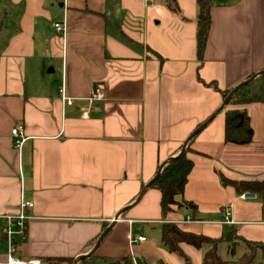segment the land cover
Masks as SVG:
<instances>
[{"label": "crops", "instance_id": "0c3cea01", "mask_svg": "<svg viewBox=\"0 0 264 264\" xmlns=\"http://www.w3.org/2000/svg\"><path fill=\"white\" fill-rule=\"evenodd\" d=\"M0 16V229L32 204L15 258L74 260L108 229L83 264L124 257L186 264L162 244L164 223L212 240L233 231L221 242L264 246V200H242L247 192L220 181L264 182V103L238 107L252 142L226 144L224 116L234 106L222 107L211 87L231 90L263 71L264 0H210L202 61L196 0H0ZM55 23L66 31L57 33ZM97 85L105 98L89 103ZM206 121L190 143L193 166L176 198L195 211L175 208L163 218L151 185L132 206ZM15 126L23 128L19 150ZM129 234L146 240L131 243ZM179 247L189 264H202L203 250Z\"/></svg>", "mask_w": 264, "mask_h": 264}, {"label": "trees", "instance_id": "16d2710c", "mask_svg": "<svg viewBox=\"0 0 264 264\" xmlns=\"http://www.w3.org/2000/svg\"><path fill=\"white\" fill-rule=\"evenodd\" d=\"M198 8L196 24V56L198 61H202L203 53L207 45L208 35L211 27L210 0H196ZM169 4L170 10L177 12V7ZM264 71V68H263ZM247 77L244 81L248 80ZM216 92L220 93L223 100L232 90H219L216 85L211 86ZM264 103V74L254 79L251 83L237 90L228 101L227 105L234 106V109L225 112L224 116V142L233 145H248L252 142L253 133L250 126V119L244 109H239L249 104ZM226 105V106H227ZM195 138V137H194ZM187 145L185 153L179 158L166 164L158 178L151 184V188L157 189L161 193L160 208L161 215L166 218L173 212L174 208H185L195 211L196 206L191 202L184 200L177 201L176 198L182 196L184 187L187 183V177L192 169V161L187 158L190 151V143ZM180 152L176 153V155ZM220 181L223 185H231L238 193L247 192L264 200V182L241 181L236 182L226 179L220 175ZM233 231H227L219 240L208 239L203 236L194 235L182 230L177 224L164 223L161 226V242L171 252L184 259L186 264L188 260L181 251L179 245L186 243L196 249L204 251L202 264H225L218 252V246L222 240H229ZM1 233V232H0ZM94 239L88 244L84 253L89 252L96 243ZM248 251L243 253L234 264H251L257 250H263L264 246L258 243L245 242ZM234 243H232L233 245ZM253 246L254 248H250ZM231 251L233 247L230 248ZM81 260L79 264L85 263ZM71 258L44 259L41 264H72ZM103 264H132L130 257L119 259H104Z\"/></svg>", "mask_w": 264, "mask_h": 264}, {"label": "built area", "instance_id": "2783aa9c", "mask_svg": "<svg viewBox=\"0 0 264 264\" xmlns=\"http://www.w3.org/2000/svg\"><path fill=\"white\" fill-rule=\"evenodd\" d=\"M53 27L57 33H64L66 31V28L59 23H55ZM104 98L105 94L102 90V87L100 85H97L92 89L88 101L89 103H91L94 100H103ZM64 99L67 101V104H71V101L63 96V100ZM11 136L14 138V148L16 150H19L24 142L22 126H15L11 130ZM240 198L242 200H254L256 199V196L249 193H243ZM31 207L32 204L23 203L20 205V211L17 216L6 217L4 219L6 224L5 227L1 230V233L5 237L7 243V257L4 264H38V262L36 261L25 262L14 257V242H16V239H21L25 235V225L26 220L28 219L27 215L25 214V210ZM224 215L225 219L230 216L229 208H226ZM127 238L131 243L144 242L146 240L142 236L133 237L131 234H129Z\"/></svg>", "mask_w": 264, "mask_h": 264}, {"label": "water", "instance_id": "95a60500", "mask_svg": "<svg viewBox=\"0 0 264 264\" xmlns=\"http://www.w3.org/2000/svg\"><path fill=\"white\" fill-rule=\"evenodd\" d=\"M263 74H264V71H261V72L255 74V75L251 76L248 80H246V81H244V82L238 84L237 86H235V88H233V89L229 92V94L226 96V98L224 99V101H223V103H222V107H224V106L227 105L228 101L230 100V98L233 96V94H234L237 90H239L240 88L244 87L245 85L251 83L254 79H256L257 77H259V76H261V75H263ZM208 123H209V121H206L204 124H202L201 126H199L198 128H196V130H194V131L188 136V138L185 140V142H184V144H183V146H182L180 152H179L176 156L171 157V158L167 159L166 161H164V162H162V163L160 164L159 169H158V172H157V174H156L154 180H155L156 178H158V176H159L160 173H161L162 168H163L166 164H168L169 162H171V161H173V160L179 158L180 156H182V155L185 153L186 148H187V145L189 144L190 140H191L192 138H194V137H195V136H196V135H197L202 129H204ZM154 180H153V181H154ZM151 184H152V182H150V183H148L146 186H144L142 192L139 194V196H138V197L136 198V200L133 202L132 206L136 205V204L141 200V198H142L144 192L150 187ZM132 206H131V207H132ZM121 213H122V212H121ZM121 213H119V214L116 216V218L114 219V221H117V220H118L119 215H120ZM107 232H108V229L105 230V231L100 235V237L97 239L95 245L93 246L92 250H91L88 254L83 255V256H80V257L74 259L72 264H78L81 260H83V259H85V258H89L90 256H92V255L96 252L97 248H98L99 245L101 244V242H102V240L104 239V237H105V235L107 234ZM0 264H1V263H0Z\"/></svg>", "mask_w": 264, "mask_h": 264}, {"label": "rangeland", "instance_id": "374dc122", "mask_svg": "<svg viewBox=\"0 0 264 264\" xmlns=\"http://www.w3.org/2000/svg\"><path fill=\"white\" fill-rule=\"evenodd\" d=\"M3 21L2 17L0 16V22ZM5 39L2 38L0 39V53L4 49L5 45ZM175 210V208L173 209ZM1 230V229H0ZM246 245L244 242H236L235 244L227 243V242H222L220 245V254L221 257L226 261L225 264H232V262L236 261L246 250ZM233 247L232 252L230 251V248ZM250 248H254L253 246H250ZM248 251V248H247ZM7 254V244L6 241L0 238V256H5ZM38 264H41L39 261ZM89 264H94V263H89ZM103 264V263H102ZM251 264H264V252L262 250H257L253 262Z\"/></svg>", "mask_w": 264, "mask_h": 264}]
</instances>
